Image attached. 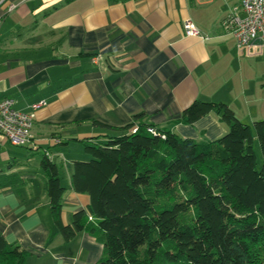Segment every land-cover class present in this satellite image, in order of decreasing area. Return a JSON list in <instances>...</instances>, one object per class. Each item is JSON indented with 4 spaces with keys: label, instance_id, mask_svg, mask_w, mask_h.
<instances>
[{
    "label": "crops",
    "instance_id": "1",
    "mask_svg": "<svg viewBox=\"0 0 264 264\" xmlns=\"http://www.w3.org/2000/svg\"><path fill=\"white\" fill-rule=\"evenodd\" d=\"M230 1L3 2L0 99L13 100L21 112L43 103L31 143L17 155L20 163L34 156L35 171L0 184V237L26 251L27 264H100L103 257L102 245L88 233L64 242L57 231L41 168L45 156L58 167L60 182L65 170L61 221L69 225L89 204L88 196L72 190V162L82 159L84 144L124 135L135 115L197 143L214 141L226 129L214 114L192 125L181 122L195 101L225 104L248 125L264 119V50L236 49L222 25L234 7ZM9 4L16 8L4 15ZM186 21L204 39L185 37ZM6 143L1 140L0 163L9 167Z\"/></svg>",
    "mask_w": 264,
    "mask_h": 264
},
{
    "label": "trees",
    "instance_id": "2",
    "mask_svg": "<svg viewBox=\"0 0 264 264\" xmlns=\"http://www.w3.org/2000/svg\"><path fill=\"white\" fill-rule=\"evenodd\" d=\"M210 114L226 129L211 142L180 138L137 114L124 135L84 144L88 159L72 162L71 187L89 204L69 225L59 169L45 156L50 213L64 242L93 236L100 264H264V119L248 125L225 104L195 101L180 121ZM27 258L0 237V264Z\"/></svg>",
    "mask_w": 264,
    "mask_h": 264
},
{
    "label": "built area",
    "instance_id": "3",
    "mask_svg": "<svg viewBox=\"0 0 264 264\" xmlns=\"http://www.w3.org/2000/svg\"><path fill=\"white\" fill-rule=\"evenodd\" d=\"M5 0L0 1V6ZM222 25L229 31L238 51L259 46L264 50V0H235ZM16 6L9 4L5 10L7 15ZM2 18H0L1 23ZM185 37L204 39L201 32L191 21L183 24ZM97 59V58H96ZM43 103L32 105L30 112L15 109L11 99H0V146L4 140L14 147H26L31 143V131L37 111Z\"/></svg>",
    "mask_w": 264,
    "mask_h": 264
},
{
    "label": "rangeland",
    "instance_id": "4",
    "mask_svg": "<svg viewBox=\"0 0 264 264\" xmlns=\"http://www.w3.org/2000/svg\"><path fill=\"white\" fill-rule=\"evenodd\" d=\"M237 4V1L235 0H231L228 5H229V8H232L233 6H235ZM262 120V119H261ZM5 151L7 152H10L11 154V161H10V166L8 167V164L5 163H0L2 164V166H4V169H5V174H0V184H10V185H13L15 184L16 182H18V177L24 172V170H33V166H34V159H32V155L30 154H26L28 155V158L26 159L25 158V161L24 163H20L18 160V156L20 153H25L26 152V149H24V147H14L12 145H10V143H6L5 147L3 148ZM255 151H256V155H257V165L258 167H260L261 165V154H260V151L258 149V146L257 144L255 145ZM82 152H83V148H82ZM25 155V154H24ZM25 155V156H26ZM82 158L81 160H87L88 158L86 156H84L83 154L81 155ZM16 158V162L17 164L13 165L12 163V158ZM27 157V156H26ZM76 158H79L76 157ZM21 160V159H20ZM27 162V163H26ZM12 166V167H11ZM12 169V170H9ZM35 171V169L33 170ZM65 170H63L62 172V175H61V182H62V185L65 184ZM37 182H39V174H38V180Z\"/></svg>",
    "mask_w": 264,
    "mask_h": 264
}]
</instances>
